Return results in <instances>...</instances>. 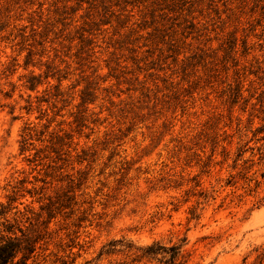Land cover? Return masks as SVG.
<instances>
[{
  "label": "rangeland",
  "instance_id": "374dc122",
  "mask_svg": "<svg viewBox=\"0 0 264 264\" xmlns=\"http://www.w3.org/2000/svg\"><path fill=\"white\" fill-rule=\"evenodd\" d=\"M0 203L29 264H264V0H0Z\"/></svg>",
  "mask_w": 264,
  "mask_h": 264
},
{
  "label": "trees",
  "instance_id": "16d2710c",
  "mask_svg": "<svg viewBox=\"0 0 264 264\" xmlns=\"http://www.w3.org/2000/svg\"><path fill=\"white\" fill-rule=\"evenodd\" d=\"M33 79H36L33 77ZM32 87L35 85L32 84ZM10 207L4 203H0V219L4 218V230L0 232V264H29V261L34 257L39 243V235L35 233L36 230L26 228L22 224L11 223L8 214ZM193 218L197 215L195 211ZM30 225H33L30 217L27 218ZM26 221V222H27ZM20 232V235L17 233ZM110 245H114L110 243ZM171 262L176 264V260L180 258V247L171 246ZM161 251L167 252V248L159 243L148 245L143 248V255H155Z\"/></svg>",
  "mask_w": 264,
  "mask_h": 264
}]
</instances>
